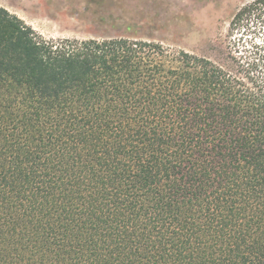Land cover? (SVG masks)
I'll use <instances>...</instances> for the list:
<instances>
[{"label":"trees","instance_id":"16d2710c","mask_svg":"<svg viewBox=\"0 0 264 264\" xmlns=\"http://www.w3.org/2000/svg\"><path fill=\"white\" fill-rule=\"evenodd\" d=\"M261 26L240 8L219 63L0 5V264H264Z\"/></svg>","mask_w":264,"mask_h":264},{"label":"rangeland","instance_id":"374dc122","mask_svg":"<svg viewBox=\"0 0 264 264\" xmlns=\"http://www.w3.org/2000/svg\"><path fill=\"white\" fill-rule=\"evenodd\" d=\"M254 0H0L47 39L133 37L225 63L233 15ZM255 31V32H254ZM235 36L240 38L241 33ZM240 47L262 42L264 26Z\"/></svg>","mask_w":264,"mask_h":264}]
</instances>
